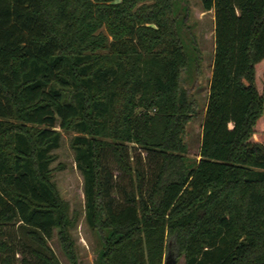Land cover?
Returning <instances> with one entry per match:
<instances>
[{"label": "trees", "instance_id": "obj_1", "mask_svg": "<svg viewBox=\"0 0 264 264\" xmlns=\"http://www.w3.org/2000/svg\"><path fill=\"white\" fill-rule=\"evenodd\" d=\"M178 2L0 0V237L19 223L23 264H61L56 228L80 264V213L53 180L62 130L76 132L97 264H264V0H203L215 57L199 159L187 127L202 55ZM129 142L160 157L147 190ZM107 147L136 176L122 204ZM16 244L0 238V264H16Z\"/></svg>", "mask_w": 264, "mask_h": 264}, {"label": "rangeland", "instance_id": "obj_2", "mask_svg": "<svg viewBox=\"0 0 264 264\" xmlns=\"http://www.w3.org/2000/svg\"><path fill=\"white\" fill-rule=\"evenodd\" d=\"M178 5L180 9L183 6H188L190 10L187 25L191 27L190 31L194 34L202 55L201 82L196 84L191 90L198 100L199 109L187 127L188 155L193 159H199L202 126L209 99L210 81L215 57V11L206 10L203 5V0H179ZM191 33L187 31L185 35L192 36ZM256 132L260 136H263L264 125L263 127L258 126ZM62 134L61 146L53 151L56 155L52 163V167L55 168L53 180L56 182L61 196L69 201L71 210L76 209L80 213L79 221L71 229L78 261L80 264H97L100 242L97 234L90 228L85 218L84 176L77 166L75 150L71 144L76 132L62 130ZM124 151L128 157V161L132 163L134 168L142 171L144 175L143 188L147 190L151 186L159 168V155L155 153L150 154L142 147L130 142L127 143ZM104 165L108 173L113 175L111 181L113 185L112 196L118 204H122L126 193L132 190L136 176L121 169L111 147L104 149ZM18 226L19 223L15 227H11V232L8 236L0 238L10 239L15 244L17 243L15 247L17 250L16 264H23V256L29 250L22 244ZM58 231L59 229L56 228L50 244L56 251L61 264H72L61 245ZM27 254L29 255V252ZM167 259L168 255L165 257L164 264L167 263ZM177 264H185V257L180 256Z\"/></svg>", "mask_w": 264, "mask_h": 264}, {"label": "water", "instance_id": "obj_3", "mask_svg": "<svg viewBox=\"0 0 264 264\" xmlns=\"http://www.w3.org/2000/svg\"><path fill=\"white\" fill-rule=\"evenodd\" d=\"M166 264H177V259L174 256L169 255Z\"/></svg>", "mask_w": 264, "mask_h": 264}]
</instances>
